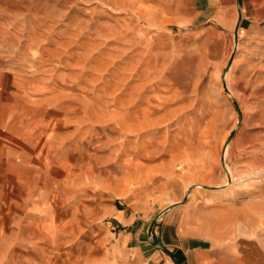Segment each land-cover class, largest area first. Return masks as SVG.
<instances>
[{
    "label": "rangeland",
    "instance_id": "obj_1",
    "mask_svg": "<svg viewBox=\"0 0 264 264\" xmlns=\"http://www.w3.org/2000/svg\"><path fill=\"white\" fill-rule=\"evenodd\" d=\"M202 2L0 0L1 200L17 147L79 264H264V0Z\"/></svg>",
    "mask_w": 264,
    "mask_h": 264
},
{
    "label": "crops",
    "instance_id": "obj_2",
    "mask_svg": "<svg viewBox=\"0 0 264 264\" xmlns=\"http://www.w3.org/2000/svg\"><path fill=\"white\" fill-rule=\"evenodd\" d=\"M202 1L200 10L204 11L207 17H220L226 12H233L237 2V0ZM1 132L4 133L5 130L0 126ZM29 135L30 133L25 130L20 136L23 140L21 143L25 147L29 145L26 141ZM19 149L13 147L14 155L9 159L11 170L8 173L16 181H14L15 187L8 193L9 200L5 204L1 200L0 190V213L3 210L9 212L4 217L0 214V264H79L78 221L72 220L69 223L63 218L53 220L46 206L38 207L32 202L31 190L27 182L22 181L25 173L15 167L29 163L21 151L17 152ZM44 210V214L40 212ZM33 214L36 218H33ZM121 215L122 213L117 209L111 210L114 222L121 223ZM109 237L104 235L99 242L107 241ZM120 244V240H117L107 251H102L100 260H105L106 264H127V253L123 249H117ZM196 252L201 255L198 257L201 264H217L221 256L227 257L217 250L202 249ZM231 254L232 256L227 258L232 264H241V259L247 257L246 255L238 257L233 250Z\"/></svg>",
    "mask_w": 264,
    "mask_h": 264
},
{
    "label": "bare ground",
    "instance_id": "obj_3",
    "mask_svg": "<svg viewBox=\"0 0 264 264\" xmlns=\"http://www.w3.org/2000/svg\"><path fill=\"white\" fill-rule=\"evenodd\" d=\"M225 258V257H224ZM230 260H227L226 262H222L221 264H232L231 262H229Z\"/></svg>",
    "mask_w": 264,
    "mask_h": 264
}]
</instances>
